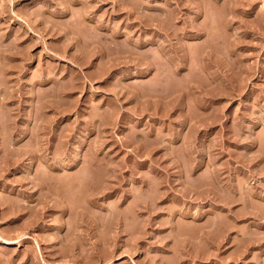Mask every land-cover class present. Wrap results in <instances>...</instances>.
<instances>
[{
  "label": "rangeland",
  "instance_id": "obj_1",
  "mask_svg": "<svg viewBox=\"0 0 264 264\" xmlns=\"http://www.w3.org/2000/svg\"><path fill=\"white\" fill-rule=\"evenodd\" d=\"M0 264H264V0H0Z\"/></svg>",
  "mask_w": 264,
  "mask_h": 264
}]
</instances>
